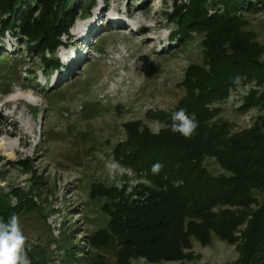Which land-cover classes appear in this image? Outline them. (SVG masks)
Listing matches in <instances>:
<instances>
[{
  "label": "rangeland",
  "instance_id": "rangeland-1",
  "mask_svg": "<svg viewBox=\"0 0 264 264\" xmlns=\"http://www.w3.org/2000/svg\"><path fill=\"white\" fill-rule=\"evenodd\" d=\"M173 1L178 0H82L58 36L54 54L45 49L43 55L29 49L19 31L3 30L1 19L8 15L0 16V114L5 122L0 127V202L15 208L30 251L42 264L116 263L115 243L93 247L89 238L106 229L110 214L105 207L118 200L106 196L105 189L132 200L139 198L138 186L148 184L142 173L130 175L114 155L126 139L123 125L136 121L152 133L158 121L149 112L172 111L184 94L185 69L206 66L199 35L192 32L182 46H177V35L172 38L177 28L165 13ZM208 1L211 14L218 6ZM38 11L34 7L32 17ZM241 15L243 31L253 33L264 48V5ZM49 58L54 62L46 65ZM260 60L264 62V51ZM251 89L260 92L264 84L259 89L240 82L230 88L221 103L213 104L219 112L212 121H227L237 132L264 115L260 107L239 111ZM112 163L120 167L112 169ZM204 165L211 174L224 173L213 158ZM92 186L99 189L92 192ZM244 227L238 226L234 236ZM190 242L183 259L148 262L136 257L127 264L238 260L235 244L214 234L208 244Z\"/></svg>",
  "mask_w": 264,
  "mask_h": 264
},
{
  "label": "trees",
  "instance_id": "trees-1",
  "mask_svg": "<svg viewBox=\"0 0 264 264\" xmlns=\"http://www.w3.org/2000/svg\"><path fill=\"white\" fill-rule=\"evenodd\" d=\"M82 0H0L2 29L20 32L36 54H51L66 31L74 10ZM95 0H88L93 3ZM208 0H178L165 13L175 24L177 46L186 44L191 33L199 35L204 65L190 64L181 86L184 94L172 111L181 107L195 113L198 128L191 138L170 130V112H149L156 121L168 125L153 135L139 122L125 123L126 139L117 144L114 155L123 165L142 173L148 184L138 186V199L130 200L116 190H104L118 200L105 207L110 214L106 229L89 238L90 245L101 247L115 243L119 249L115 264L142 257L148 262L180 260L189 254L190 238L208 244L211 235L235 244V264H264V115H258L245 129L231 132L227 121H212L230 88L251 82L261 89L264 84V48L251 32L243 31L241 12L253 10L264 0H213L209 14ZM210 3V2H209ZM33 6V8H32ZM38 7V15L32 10ZM61 11L58 17V11ZM17 14V18L15 16ZM45 59V58H43ZM54 58L44 60L53 63ZM57 64V63H56ZM55 64V65H56ZM264 108V89L249 90L239 111ZM4 119L0 114V127ZM14 126V124H12ZM213 158L224 171L211 174L204 165ZM163 165L158 174L154 163ZM92 192L99 186H92ZM252 206L254 208H252ZM16 210L0 202V217L7 221ZM244 224L239 237L234 236ZM31 264H42L35 253L28 252ZM91 264H105L102 260Z\"/></svg>",
  "mask_w": 264,
  "mask_h": 264
},
{
  "label": "clouds",
  "instance_id": "clouds-1",
  "mask_svg": "<svg viewBox=\"0 0 264 264\" xmlns=\"http://www.w3.org/2000/svg\"><path fill=\"white\" fill-rule=\"evenodd\" d=\"M170 120V130L173 133H179L184 138H191L199 126L195 113L189 114L183 107L172 111ZM165 127L168 125L160 122L155 123L151 128L152 134L159 135ZM109 167L115 169L120 166L112 163ZM162 167L161 163H154L151 166V172L158 174ZM127 171L130 175L132 174L131 169H127ZM30 250L31 244L29 238L24 234L19 217L12 214L7 221L0 217V264H31L28 256Z\"/></svg>",
  "mask_w": 264,
  "mask_h": 264
},
{
  "label": "bare ground",
  "instance_id": "bare-ground-1",
  "mask_svg": "<svg viewBox=\"0 0 264 264\" xmlns=\"http://www.w3.org/2000/svg\"><path fill=\"white\" fill-rule=\"evenodd\" d=\"M118 22V21H117ZM10 101H13V99H11ZM0 147H1V143H0Z\"/></svg>",
  "mask_w": 264,
  "mask_h": 264
}]
</instances>
